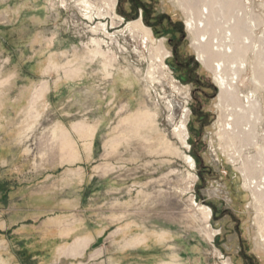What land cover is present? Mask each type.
<instances>
[{
    "label": "rangeland",
    "instance_id": "rangeland-1",
    "mask_svg": "<svg viewBox=\"0 0 264 264\" xmlns=\"http://www.w3.org/2000/svg\"><path fill=\"white\" fill-rule=\"evenodd\" d=\"M192 2L0 0V264H264V87L255 140L228 138ZM214 2L249 26L253 92L264 0Z\"/></svg>",
    "mask_w": 264,
    "mask_h": 264
},
{
    "label": "bare ground",
    "instance_id": "bare-ground-1",
    "mask_svg": "<svg viewBox=\"0 0 264 264\" xmlns=\"http://www.w3.org/2000/svg\"><path fill=\"white\" fill-rule=\"evenodd\" d=\"M109 1L111 2V9L113 10L117 0ZM192 1V8L185 6L183 3H180V6L188 12V19L186 21L187 28L192 32V46L198 53V60L202 65L211 69L213 72L214 82L219 90L217 106L220 110V122L223 127V132L228 138L244 135L248 136V140L251 139V141H253L256 138L255 124L261 120L259 115L260 103L256 92L258 86L264 87V80L262 79L264 78L262 72L264 64H261L258 60L260 64H258L255 69H252L253 77L251 78V83L255 85V90L253 92L249 91L246 94L240 91L241 89L238 83L241 81V74L245 72L247 68V57H245V53L251 44L249 43L251 38L248 33H246L249 26H246L245 22L241 21V17L232 14L230 18L228 17V20H224L228 26L220 31L221 23L219 18H221V16L219 13H222V6L217 8V13L215 12V4H217L214 2L215 0ZM252 21L254 23L255 20L252 19ZM126 27H139L140 29L149 31L140 20L129 22ZM257 42L260 43V40ZM260 46L264 48V41H261ZM100 50L99 48L98 52L100 54L103 53ZM262 58H264V56ZM38 99L39 98H36V101ZM130 119L131 124L129 127L133 133L147 125V115L145 112H138ZM128 130L129 129H127V131ZM154 132H156V127L153 122H151L149 138L150 133L152 134ZM176 132L177 136L184 142L187 133L186 124L182 122ZM262 137L264 139V136ZM149 138L146 136L142 138V140L143 142H149ZM260 154H264L263 145L260 148ZM188 160L190 165L193 166V160L190 157H188ZM257 163H260V167L264 169L263 158ZM263 181L264 179L262 178L258 185L257 182H254L253 187H255V191L262 193L261 186L264 187ZM256 199L260 200L258 198ZM199 209L206 219L210 218L211 210H209L208 207L200 205ZM262 225L264 226V221Z\"/></svg>",
    "mask_w": 264,
    "mask_h": 264
}]
</instances>
